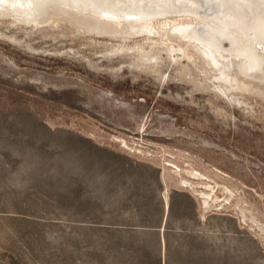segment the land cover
<instances>
[{
    "label": "rangeland",
    "instance_id": "obj_1",
    "mask_svg": "<svg viewBox=\"0 0 264 264\" xmlns=\"http://www.w3.org/2000/svg\"><path fill=\"white\" fill-rule=\"evenodd\" d=\"M7 10L0 264H264L254 97H222L183 42L182 55L139 67L167 42L166 19L146 23L152 35H128L116 27L126 21L88 27L63 15L37 27Z\"/></svg>",
    "mask_w": 264,
    "mask_h": 264
},
{
    "label": "bare ground",
    "instance_id": "obj_2",
    "mask_svg": "<svg viewBox=\"0 0 264 264\" xmlns=\"http://www.w3.org/2000/svg\"><path fill=\"white\" fill-rule=\"evenodd\" d=\"M3 9H8V15L22 24L37 27L64 21L63 15L80 20L88 27L104 25L103 19L126 21L116 27L128 35H152L153 27L146 23L166 19L158 29L167 42L162 47L151 48L150 55L141 54L139 67L155 61L159 52L173 59L182 55L183 50L175 43L183 42L190 47L192 58L206 70L211 86L222 97L246 104L241 97L247 95L254 97L264 109V5L260 3L121 0L101 6L96 0H0V11ZM42 11L44 16L38 18ZM136 21L145 23L135 25ZM83 30L79 26L76 32ZM189 175L195 180L204 179L197 172H189ZM207 187L212 193L214 188ZM200 196L208 198L209 195L200 193ZM207 201L203 200L204 206Z\"/></svg>",
    "mask_w": 264,
    "mask_h": 264
},
{
    "label": "snow or ice",
    "instance_id": "obj_3",
    "mask_svg": "<svg viewBox=\"0 0 264 264\" xmlns=\"http://www.w3.org/2000/svg\"><path fill=\"white\" fill-rule=\"evenodd\" d=\"M121 2V0H96V3L103 6L104 4L108 3H117ZM214 4H221V3H260L261 5H264V0H211ZM195 6V5H193Z\"/></svg>",
    "mask_w": 264,
    "mask_h": 264
}]
</instances>
